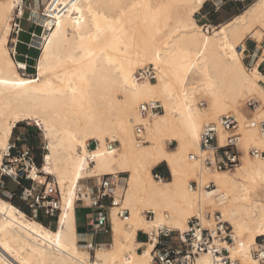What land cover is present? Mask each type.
<instances>
[{"label": "bare ground", "instance_id": "obj_1", "mask_svg": "<svg viewBox=\"0 0 264 264\" xmlns=\"http://www.w3.org/2000/svg\"><path fill=\"white\" fill-rule=\"evenodd\" d=\"M206 1L59 0L52 16L50 0L42 12L39 0H29L31 19L44 29L33 40L40 53L31 77L12 57L15 40L7 47L20 0H0V171L13 130L35 123L46 153L41 169L31 165L28 177L56 185L60 196L54 229L39 221L38 211L29 218L0 198V264H152L161 231L184 232L193 217L211 226L214 213L232 229L231 264H253L257 239L264 237V156L248 151H264V137L245 123L264 121V73L258 69L264 0L217 27L193 24ZM245 35L257 44L247 68ZM147 67L155 79L136 80ZM202 97L209 102L204 108ZM248 101L257 104L246 118L241 110ZM152 102L161 113L142 115L140 107ZM227 114L239 120L240 165L218 171L201 161L211 151L200 148L199 136ZM139 127L146 143L137 141ZM226 135L218 133L219 144ZM90 141L95 148H87ZM160 164L168 179L154 177ZM118 174H127L121 205L129 214L119 217L111 208L110 242L90 249L78 242L75 226L76 201L89 193L83 182ZM139 231L149 240L137 241ZM203 261L212 264L205 252L196 256V264Z\"/></svg>", "mask_w": 264, "mask_h": 264}, {"label": "built area", "instance_id": "obj_2", "mask_svg": "<svg viewBox=\"0 0 264 264\" xmlns=\"http://www.w3.org/2000/svg\"><path fill=\"white\" fill-rule=\"evenodd\" d=\"M234 2H242L243 0H232ZM20 7L16 9L12 20V33L14 34L15 42L13 43L12 57L16 60V47L17 44H21L18 40L20 33H23L21 29L22 20H28L32 24L39 27L38 22L31 19V8L26 6V0H20ZM59 0H50L48 5V14H56L59 10L56 9V5ZM61 9V8H60ZM28 10V16L25 18V11ZM49 17V15H47ZM50 18H52L50 16ZM42 32L43 28L41 27ZM30 42L33 44V40L38 35L30 33ZM28 45V44H26ZM31 46V45H30ZM242 53L244 58L251 59L253 54L250 55L249 46L243 45ZM30 47L28 46L27 49ZM27 57L26 55L24 56ZM243 58V59H244ZM26 64V63H25ZM264 65V60L258 66L260 70ZM155 71L152 67L140 69L136 74V80H154ZM256 102L248 101L246 108L254 110L256 108ZM162 111V107L157 102L144 104L140 107V113L142 115L159 114ZM247 127L256 128L260 135L264 137V121L254 122L248 121L245 123ZM142 128L139 127L136 130L137 141L139 143H146L142 136ZM239 120L234 114H227L221 116L216 123H209L206 125L199 136L200 148L204 151H211V156H205L201 159L203 164L207 167L214 168L218 171H233L240 165L241 151L239 150L240 134ZM222 131L226 133L224 143L221 145L218 142V133ZM115 144H110L109 148ZM96 143L93 141L88 142L87 148H95ZM16 148L15 144L9 145L8 153L5 157H10V152ZM24 155L28 156L31 160L29 148L24 146L22 148ZM248 155L257 158L263 157L264 151L257 149H249ZM15 158V157H14ZM215 161V163H213ZM10 170L3 165V169L0 171V176H11ZM154 177L159 179L162 177L159 173L153 170ZM26 178H29L26 176ZM124 178H120L119 175H106L99 177L93 185L87 186L89 193L87 198L78 199L77 204L90 210L85 215L86 227L90 234H111L110 233V219L109 214L111 208H117V214L119 217L126 216L129 212L122 208L121 202L123 200V187L125 185ZM196 188V183H192ZM119 187H122L120 189ZM206 189L212 188V185L205 187ZM56 185L48 187L44 186L42 189H37L34 186L23 188L19 194V199L23 202L34 214L35 211L39 212V217L44 216L48 219L56 218L59 209V200L56 197L57 194ZM86 203V205H83ZM147 219H150L153 214L146 211L144 213ZM211 226H207L204 221L199 217L190 218L187 222V229L184 232L179 231H161L157 237L156 245L152 251V264H196V256L199 253H207L210 255L212 264H231L230 248L233 245V233L229 225L221 220L219 213H214L211 219ZM142 233L141 231H139ZM138 232V233H139ZM144 241H148L147 235L142 233ZM87 245L90 249L92 246H97L98 242H80ZM264 247V237L257 239V244L253 251V257L256 261L260 259L257 255L258 250Z\"/></svg>", "mask_w": 264, "mask_h": 264}, {"label": "rangeland", "instance_id": "obj_3", "mask_svg": "<svg viewBox=\"0 0 264 264\" xmlns=\"http://www.w3.org/2000/svg\"><path fill=\"white\" fill-rule=\"evenodd\" d=\"M28 1L29 0H27L26 2ZM45 1L46 0H39L40 12L43 11V3ZM254 1L256 0H243L242 2H234L232 0H208L206 1L204 9H206V11H209V13L206 15L205 18H202V15L204 13L202 12H200L199 14L197 13L193 17V24L198 26L208 25L210 27H217V25L219 26V24L221 25L227 22V20H229L235 14H240L245 8H247ZM26 6L29 8L32 7L30 2L26 3ZM27 16H28V10L25 11V18H27ZM20 27L23 30V33H20L18 37V40L21 42V44L19 43L17 44L16 47L17 55L15 58L17 61L26 63L27 67L25 73L23 74L25 76L32 77L36 74L35 64H36V59L38 58V55L40 53V46L36 45L35 43L31 44L29 34L34 33L39 36L42 34V29L41 27L32 24L28 20H22ZM14 38L15 36L11 32L9 36V42L7 45L8 49H10L12 45L11 40ZM243 41H244L242 42L243 44L249 46L250 55L254 54V49H257V44L255 40L250 39L249 37H247V35H245ZM28 46L30 47L29 49H27ZM260 46L264 48V41L260 44ZM244 54L248 55V53L246 52ZM25 55L27 56L26 58L24 57ZM249 61H250L249 58L243 59V64L245 68L248 67ZM260 72L264 73V65L261 66ZM19 73L22 74L21 72ZM198 104L200 108H204L209 105V102L207 98L202 97L198 99ZM241 112L246 118H249L251 116V110L247 109L246 107H243ZM9 143L10 145L15 144L16 148H14L12 152H10L9 158L4 157L3 160V165L6 166L8 170H10L11 176H0V198L11 202L14 206L18 208L22 207L28 212V215L27 214L26 215L29 218H33V212L23 202H21V200L19 199V194L23 188H27L31 185L37 189L44 188L45 185H39L30 178H26V176L28 177L30 166L33 164L37 167L38 170L41 169L43 155L46 153L47 142L45 141L42 135V131L37 124L31 122H23L18 124L16 128L13 130L12 137ZM24 146L29 148L31 160L28 158V156L23 154L22 148ZM173 146L174 144H172V147L168 148V150L173 149L174 148ZM158 168L168 171L165 164L154 167L153 169L155 170V172H157ZM39 175L42 176L40 172ZM118 175L120 178L121 177L124 178V181L126 182L127 174H118ZM164 176L165 179H168L169 173H166V175ZM47 180L51 183L55 181L53 177H47ZM94 182L95 179H90V180H85L83 184L91 186L94 184ZM56 197L60 201L58 190ZM75 210L78 211L80 218H83L82 206L77 204ZM39 218H40L39 221L44 226H47L51 229L55 228L56 218L48 219L44 216H41ZM139 235L141 238L142 233L139 232ZM96 242L109 243L110 235L99 234L96 237ZM81 248L84 247L81 246Z\"/></svg>", "mask_w": 264, "mask_h": 264}, {"label": "crops", "instance_id": "obj_4", "mask_svg": "<svg viewBox=\"0 0 264 264\" xmlns=\"http://www.w3.org/2000/svg\"><path fill=\"white\" fill-rule=\"evenodd\" d=\"M205 4H206V2L201 7L200 11L198 12V14L200 12L204 13L202 15V18H205L206 15L209 13V11H206V9H204L205 8ZM235 15H237V14H235ZM234 16H232V17H234ZM229 20H227V21H229ZM160 165H162V164H160ZM158 170H161L160 172H163L165 175H166V173H168V171H165L164 169H161V168L160 169L158 168ZM159 174L162 175L161 173H159ZM163 175H162V177L165 178V176H163ZM82 212H83V218H80L78 211L75 210V226H76V231H77V233L79 235V241L78 242H96V237L99 234L98 235H92V234H90L88 232V230H87V227H86L85 215L88 214L90 212V210H88L87 208L82 207ZM139 237H140V235H139V233H137V236H136V240L137 241H139ZM140 242L143 243V241H140Z\"/></svg>", "mask_w": 264, "mask_h": 264}, {"label": "snow or ice", "instance_id": "obj_5", "mask_svg": "<svg viewBox=\"0 0 264 264\" xmlns=\"http://www.w3.org/2000/svg\"><path fill=\"white\" fill-rule=\"evenodd\" d=\"M73 7H74V6H73ZM193 7H195V6H193ZM57 26H58V25H57ZM0 35H2V33H0ZM157 55H159V54H157ZM239 59H240V57H236L237 62L239 61ZM249 71H250V70H249ZM250 75H251L252 77H255L256 74L250 72ZM260 78H261V79H264V76H262V77H260ZM21 83H23V81H21ZM193 129H194V125H193ZM93 159H95V157H93ZM213 163H215V161H213ZM178 226H179V225H178ZM240 247L243 248V245H241ZM257 255L260 256V259H259L258 261H256L255 258H254V260H253V264H264V247H261V248L258 250ZM128 264H131V262H128ZM202 264H210V262H209V261H203ZM225 264H227L226 261H225Z\"/></svg>", "mask_w": 264, "mask_h": 264}, {"label": "trees", "instance_id": "obj_6", "mask_svg": "<svg viewBox=\"0 0 264 264\" xmlns=\"http://www.w3.org/2000/svg\"><path fill=\"white\" fill-rule=\"evenodd\" d=\"M161 170H158L157 169V173L159 172V173H161L162 175L164 174L163 172H160ZM166 171V170H165ZM165 175V174H164ZM163 175V176H164ZM21 211H23L25 214H27L28 215V212L25 210V209H23L22 207L21 208H19ZM139 241H144V237H142L141 236V238L139 237Z\"/></svg>", "mask_w": 264, "mask_h": 264}]
</instances>
